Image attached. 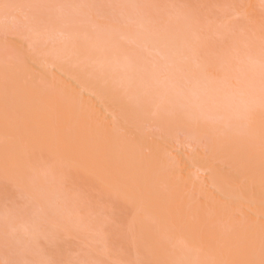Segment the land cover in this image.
<instances>
[{"label": "bare ground", "instance_id": "bare-ground-1", "mask_svg": "<svg viewBox=\"0 0 264 264\" xmlns=\"http://www.w3.org/2000/svg\"><path fill=\"white\" fill-rule=\"evenodd\" d=\"M1 58V178L33 196L51 180L90 192L113 209L144 264L260 259L262 103L240 127L213 125L207 111V122L198 120L195 108L184 103L188 115L179 103L143 88V76L129 79L104 51L31 43ZM179 131L205 137V150L175 152Z\"/></svg>", "mask_w": 264, "mask_h": 264}, {"label": "rangeland", "instance_id": "rangeland-1", "mask_svg": "<svg viewBox=\"0 0 264 264\" xmlns=\"http://www.w3.org/2000/svg\"><path fill=\"white\" fill-rule=\"evenodd\" d=\"M31 43L104 51L129 79L141 75L143 88L198 120L207 111L213 125L240 127L264 105V0H0L1 59ZM196 136L177 132L175 152L204 151ZM50 182L33 196L0 177V264H144L112 208Z\"/></svg>", "mask_w": 264, "mask_h": 264}, {"label": "snow or ice", "instance_id": "snow-or-ice-1", "mask_svg": "<svg viewBox=\"0 0 264 264\" xmlns=\"http://www.w3.org/2000/svg\"><path fill=\"white\" fill-rule=\"evenodd\" d=\"M244 264H264V234H262L261 245H260V259L258 261L255 259H251L245 261Z\"/></svg>", "mask_w": 264, "mask_h": 264}]
</instances>
